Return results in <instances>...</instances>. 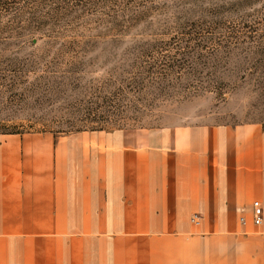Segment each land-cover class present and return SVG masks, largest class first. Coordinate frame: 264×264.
Instances as JSON below:
<instances>
[{
  "label": "rangeland",
  "instance_id": "rangeland-1",
  "mask_svg": "<svg viewBox=\"0 0 264 264\" xmlns=\"http://www.w3.org/2000/svg\"><path fill=\"white\" fill-rule=\"evenodd\" d=\"M36 16L0 19V142H15L16 208L32 222L36 209L47 225L86 220L79 203L97 164L88 153L98 157L104 141L186 126L264 127V0H156L115 19ZM192 223V234L171 235L177 244L164 264L262 257L241 231L231 241L201 234L198 214ZM91 233L16 230L14 259L0 264H48L52 257L34 253L39 239L69 254L86 243L68 240Z\"/></svg>",
  "mask_w": 264,
  "mask_h": 264
},
{
  "label": "crops",
  "instance_id": "crops-1",
  "mask_svg": "<svg viewBox=\"0 0 264 264\" xmlns=\"http://www.w3.org/2000/svg\"><path fill=\"white\" fill-rule=\"evenodd\" d=\"M101 148L96 158L97 153H88L97 164L87 196L79 203L86 204V220L75 216L65 222L68 225H47L41 220L45 211H32V222L25 210L16 208L15 142H0V261L14 259L16 230L80 229L92 231L91 237L68 241H83L85 247L66 254L53 245L43 247L39 239L42 245L34 253L52 257L48 264L54 257H61L57 264L64 263L62 257H67L66 264H164L177 244L171 235L192 234V216L198 214L201 234L235 241L241 231L254 246L263 247L262 257L232 258L221 264H264V216L260 229L254 222V203L259 202L264 212L262 125L135 133L117 142L104 141ZM256 233L262 235V243ZM18 240L24 243L23 256L31 255L30 239Z\"/></svg>",
  "mask_w": 264,
  "mask_h": 264
},
{
  "label": "trees",
  "instance_id": "trees-1",
  "mask_svg": "<svg viewBox=\"0 0 264 264\" xmlns=\"http://www.w3.org/2000/svg\"><path fill=\"white\" fill-rule=\"evenodd\" d=\"M154 1L156 0H0V19L8 17L15 21L27 15L36 18V14H41L57 23L72 12L115 19L119 14L128 15L134 6L145 8Z\"/></svg>",
  "mask_w": 264,
  "mask_h": 264
},
{
  "label": "built area",
  "instance_id": "built-area-1",
  "mask_svg": "<svg viewBox=\"0 0 264 264\" xmlns=\"http://www.w3.org/2000/svg\"><path fill=\"white\" fill-rule=\"evenodd\" d=\"M264 212L259 202L254 203V222L256 225H261L263 222ZM195 221H197V217H194Z\"/></svg>",
  "mask_w": 264,
  "mask_h": 264
}]
</instances>
